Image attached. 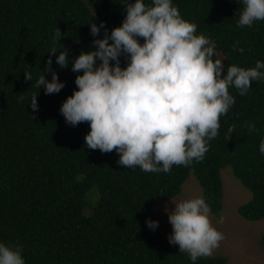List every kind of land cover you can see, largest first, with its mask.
<instances>
[{"label":"trees","instance_id":"16d2710c","mask_svg":"<svg viewBox=\"0 0 264 264\" xmlns=\"http://www.w3.org/2000/svg\"><path fill=\"white\" fill-rule=\"evenodd\" d=\"M173 3L196 24L198 34L216 42L213 59L243 67L264 61V20L238 27L243 8L238 0ZM125 15L120 0H0V241L21 245L26 264H192L159 225L153 231L145 223L147 218L157 220V202L182 193L191 173L212 213L220 215L222 171L231 167L252 192L239 214L252 221L264 219V155L259 152L264 138V80L253 81L245 96L230 87L235 103L220 117V134L209 142L204 159L174 165L169 173L127 168L117 164L115 150L102 153L86 147L89 123L72 126L60 113L61 104L77 87V73L71 64L65 68L56 64L59 51L52 56V68L65 87L45 94L35 86L52 55L48 51L58 29L63 35L55 47H65L74 59L94 47L90 21H106L110 32ZM237 41L243 54L233 51ZM121 64L126 65L123 56ZM25 70L33 81L25 80ZM45 77L50 80L51 72ZM38 91L39 110L33 112L30 99ZM245 122H255L258 131L249 133ZM229 126L234 132L227 139ZM227 261L226 256H206L195 264Z\"/></svg>","mask_w":264,"mask_h":264},{"label":"clouds","instance_id":"9594fccd","mask_svg":"<svg viewBox=\"0 0 264 264\" xmlns=\"http://www.w3.org/2000/svg\"><path fill=\"white\" fill-rule=\"evenodd\" d=\"M120 2L126 11L122 24L109 32L106 21H90L94 47L74 59L65 47H55L63 35L58 29L48 51L52 55L35 86L43 88L45 94L59 93L65 87L52 68V56L59 51L56 64L60 68L71 64L77 73V87L61 104L60 113L72 126L89 123L87 148L102 153L115 150L117 164L148 173H169L174 165L203 160L209 142L220 134V117L235 103L230 87L245 96L253 81L264 80V61L243 67L213 59L216 42L198 34L196 24L181 15L173 0ZM238 2L243 5L238 27L264 20V0ZM238 45V41L233 44V51L243 54L245 49ZM47 72H51L50 80L45 77ZM24 78L33 81L27 70ZM38 94L30 99L33 112L39 110ZM244 126L249 133L258 131L255 122H245ZM233 132L234 126H229L225 137L230 139ZM259 152L264 155V138ZM170 198L173 206H164L172 226L169 243L187 253L192 264L212 255L224 235L213 224L209 203L203 196ZM223 222L221 215L216 223ZM145 223L153 231L159 225L152 218ZM22 253L21 245L0 241V264H26Z\"/></svg>","mask_w":264,"mask_h":264},{"label":"rangeland","instance_id":"374dc122","mask_svg":"<svg viewBox=\"0 0 264 264\" xmlns=\"http://www.w3.org/2000/svg\"><path fill=\"white\" fill-rule=\"evenodd\" d=\"M224 183L223 207L220 215L212 213L213 224L223 233L224 239L220 246L210 256H226L227 264H264V219L248 220L242 217L238 208L252 198V192L234 176L231 167L222 171ZM194 196H203L201 184L194 173H191L183 184L182 193L172 197L177 200ZM171 205V198L155 204V216L159 221V227L168 237L172 226L168 220V214L164 211L165 204ZM91 212L90 208L86 209ZM224 217L223 224H217L219 216Z\"/></svg>","mask_w":264,"mask_h":264}]
</instances>
